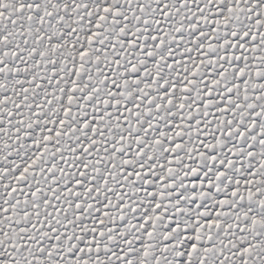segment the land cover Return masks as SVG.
I'll use <instances>...</instances> for the list:
<instances>
[{"label":"snow or ice","instance_id":"6c2138e0","mask_svg":"<svg viewBox=\"0 0 264 264\" xmlns=\"http://www.w3.org/2000/svg\"><path fill=\"white\" fill-rule=\"evenodd\" d=\"M0 264H264V0H0Z\"/></svg>","mask_w":264,"mask_h":264}]
</instances>
